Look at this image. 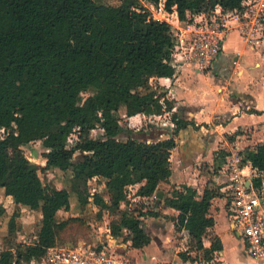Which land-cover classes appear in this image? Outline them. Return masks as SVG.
Returning <instances> with one entry per match:
<instances>
[{
  "label": "trees",
  "instance_id": "1",
  "mask_svg": "<svg viewBox=\"0 0 264 264\" xmlns=\"http://www.w3.org/2000/svg\"><path fill=\"white\" fill-rule=\"evenodd\" d=\"M146 1L157 5L161 0ZM244 1L164 4L168 12L176 11L180 20L191 22L194 14L210 15L218 5L224 11L240 9ZM177 42L176 28L154 18L139 0H121L118 5L96 0H0V188L16 206L0 264L41 262L48 248L58 246L59 232L81 220L57 216L60 210H70L71 193L82 206L96 205L98 217L116 213L124 204L120 216L110 222L111 234L133 248L150 243L143 218L159 216L160 211L149 200L172 174L170 156L178 132L198 127L174 114V136L151 141L133 132L143 126V114L162 115L174 107L152 80L175 74L172 55ZM84 92L89 94L84 97ZM121 110L128 128L121 125ZM97 128L103 132L94 138L91 131ZM73 134L77 139L70 143ZM34 141L45 148L42 165L25 151ZM78 150L83 158L74 160ZM244 155L258 172L253 185L261 188L264 143L246 148ZM54 169L70 171L69 188L44 183L39 172ZM96 177L105 180L109 199L90 191L89 181ZM217 195L210 187L200 196L195 187L182 185L165 199L166 207L178 211L175 229L188 231L189 250L195 253L181 251L183 260L210 262L222 249L218 237L210 247L204 245L215 224L210 208ZM22 206L41 212L32 243L14 240ZM5 212L0 205V218Z\"/></svg>",
  "mask_w": 264,
  "mask_h": 264
},
{
  "label": "crops",
  "instance_id": "2",
  "mask_svg": "<svg viewBox=\"0 0 264 264\" xmlns=\"http://www.w3.org/2000/svg\"><path fill=\"white\" fill-rule=\"evenodd\" d=\"M146 5L149 8L154 6L149 1ZM204 16L205 14H194L191 22H185L179 19L177 13L171 14L173 20L170 22L175 25L178 40L172 55L176 71L172 77L152 80L166 91V96L174 102V107L160 117L143 114V125H153L143 138L156 141L174 136V127L169 126V115L177 114L198 127L189 126L178 132L177 145L170 156L172 174L168 181L159 185L155 196L149 200V205L155 211H160V215L143 218L151 241L142 248L127 246L126 255L133 264H260L246 254L243 240L232 230L229 217L230 180L223 170V163L231 152H244L248 147L254 148L257 144L264 143V47L250 46L242 37L237 21L230 19V30L219 57L206 73L197 71L195 65L180 59L177 47L189 40L195 26ZM220 145L223 147L220 148ZM220 149L226 152L222 163L218 162L216 155ZM202 163L207 165L206 169L202 168ZM182 185L195 187L200 196L206 187L218 192L211 200L210 208L215 224L204 237V245L210 247L213 239L218 237L223 247L215 252L214 259L210 262L183 260L179 256L181 251H187L191 255L195 253L189 250L188 231L175 229L174 217L178 215V211L166 207L165 199L170 196L174 187ZM261 191L264 193V174ZM159 193H162L161 197L158 196ZM104 197L106 198L105 195ZM0 205L12 214L16 209L13 197L6 195L3 188H0ZM88 205L82 206L74 201L69 211L60 210L57 216H81L76 206L83 214L89 210ZM92 206L94 213L88 221L91 225L90 240L86 241L103 242L110 235L111 220L118 218L126 206L122 204L120 211L116 213L103 212L101 217L97 215L99 208L93 203ZM20 209L17 222H22L28 228L31 224V210L25 206ZM32 213L36 216L38 214L36 220L41 223V212L36 210ZM88 215L89 213L85 216ZM33 237L36 239V235Z\"/></svg>",
  "mask_w": 264,
  "mask_h": 264
},
{
  "label": "built area",
  "instance_id": "3",
  "mask_svg": "<svg viewBox=\"0 0 264 264\" xmlns=\"http://www.w3.org/2000/svg\"><path fill=\"white\" fill-rule=\"evenodd\" d=\"M164 3L165 0H161L157 5L154 4L151 9L162 17H153L172 24L171 14L177 12H168ZM230 13L218 5L210 15L205 14L195 26L189 40L177 47L181 54L180 59L195 65L196 70L201 73L210 70L223 49L230 30V19L237 21L242 37L250 46L264 47V0H245L240 9L231 10ZM168 119L170 125L175 127L173 116L169 115ZM72 136L76 137L75 134ZM72 136L69 138L70 143L73 142ZM244 156L240 152H231L223 163V170L230 180L229 217L233 232L244 242L246 254L264 264V193L261 188L253 185V179L258 172ZM109 233L108 239L103 242L80 240L77 243L50 247L45 258L37 263L133 264L126 255L129 243Z\"/></svg>",
  "mask_w": 264,
  "mask_h": 264
},
{
  "label": "rangeland",
  "instance_id": "4",
  "mask_svg": "<svg viewBox=\"0 0 264 264\" xmlns=\"http://www.w3.org/2000/svg\"><path fill=\"white\" fill-rule=\"evenodd\" d=\"M98 3H104V4H112V5H118L121 3V0H96ZM146 0H139V3L145 7H147L146 5ZM149 8V7H148ZM152 15H156L157 17H162L161 14L153 11L151 8H149ZM171 20H173V18H171ZM264 39V37H263ZM264 45V42H262ZM263 47V46H262ZM89 94V92H84L82 93V95L84 97H86ZM119 117L121 119V125H123L125 128H128V122L127 120L124 118L123 116V110H121L119 112ZM165 120L167 121V119L165 118ZM169 120V119H168ZM168 122V121H167ZM162 123V122H161ZM144 124V122H143ZM169 126L172 127L169 123ZM157 127V126H156ZM175 128V127H174ZM173 128V130H174ZM152 129V127L150 126V124L147 125H143L138 126L136 129H134V136H144L146 131H150ZM159 129V128H158ZM172 129V128H171ZM102 131L100 128H97L95 130L91 131V136L92 137H99L102 134ZM140 132V133H139ZM139 133V134H138ZM3 134V130L0 129V135ZM73 142L76 140V137H73ZM72 142V143H73ZM220 148L223 147L222 145L219 146ZM25 151L26 153L29 155L30 159L37 163V164H43L45 162V159L42 156L43 151L45 150V148L42 146L41 141H34L28 145H26L25 147ZM217 158H218V162L222 163L223 158L225 155H223V153H226L225 150H217ZM241 154L245 153L241 151ZM83 158V152L81 151H77L74 155V160H80ZM226 158V157H225ZM202 168L206 169V164L202 163ZM216 170V169H215ZM41 178L43 179L44 183L49 184L51 187H70V171L69 172H62L61 170L58 169H54V170H49L48 172H39ZM104 179L103 178H93L92 180L89 181V187H90V191L91 192H96V191H100L101 193H103V195L106 196L107 199H109V196L106 192V190L104 189ZM70 201L71 203L76 200V195L74 193H71L70 196ZM77 205V204H75ZM73 204V206H75ZM95 206V205H94ZM77 207V212L81 215L79 216L81 218V220L79 221H72L65 229H62L59 232V239H58V246H64V243H74L76 241H80L81 239L84 240H90L89 238V233H90V227L91 225L88 223V221H90L92 219V213H94V210L92 209V203H90L87 207H89V210L84 212L83 214L78 210V206ZM73 214H76L75 210H72ZM31 214H29V220H31V224L28 228H25L22 224V222L19 221V224L17 226V230L15 231V238L14 240L16 242H22V243H32L33 241H35L34 239V235H36L40 222L38 219V214L36 216V214L34 215L32 212L30 211ZM87 213H89L88 216H85ZM33 214V215H32ZM12 215V212H6L4 215H2V217L0 218V251L5 248V246L7 245V238L9 237V231H8V221L10 219V216ZM95 217V216H94ZM59 219H66L68 218V216L66 214H62L58 216ZM97 218V216H96ZM18 223V222H17ZM13 237V236H11ZM28 264H38L35 260H32L30 263Z\"/></svg>",
  "mask_w": 264,
  "mask_h": 264
},
{
  "label": "water",
  "instance_id": "5",
  "mask_svg": "<svg viewBox=\"0 0 264 264\" xmlns=\"http://www.w3.org/2000/svg\"><path fill=\"white\" fill-rule=\"evenodd\" d=\"M158 196L161 197L162 196V193H159Z\"/></svg>",
  "mask_w": 264,
  "mask_h": 264
}]
</instances>
